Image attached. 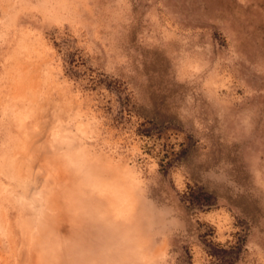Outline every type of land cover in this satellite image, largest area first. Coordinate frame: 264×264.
<instances>
[{"label": "rangeland", "instance_id": "obj_1", "mask_svg": "<svg viewBox=\"0 0 264 264\" xmlns=\"http://www.w3.org/2000/svg\"><path fill=\"white\" fill-rule=\"evenodd\" d=\"M237 238L264 264V0H0V264Z\"/></svg>", "mask_w": 264, "mask_h": 264}, {"label": "trees", "instance_id": "obj_2", "mask_svg": "<svg viewBox=\"0 0 264 264\" xmlns=\"http://www.w3.org/2000/svg\"><path fill=\"white\" fill-rule=\"evenodd\" d=\"M185 201L190 203H197L200 205H211L214 203L213 196L208 193H200L196 189L190 188L189 191L184 193ZM207 251L212 256V262L209 264H231L235 257L236 252L240 246L239 238L229 245L223 246L213 242H208Z\"/></svg>", "mask_w": 264, "mask_h": 264}]
</instances>
